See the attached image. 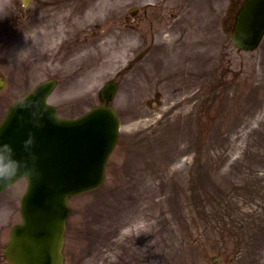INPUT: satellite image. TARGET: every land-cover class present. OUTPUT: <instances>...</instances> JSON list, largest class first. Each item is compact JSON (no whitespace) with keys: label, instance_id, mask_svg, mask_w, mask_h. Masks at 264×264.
Wrapping results in <instances>:
<instances>
[{"label":"rangeland","instance_id":"374dc122","mask_svg":"<svg viewBox=\"0 0 264 264\" xmlns=\"http://www.w3.org/2000/svg\"><path fill=\"white\" fill-rule=\"evenodd\" d=\"M239 3L0 0V119L49 78L61 117L118 83L119 139L102 186L68 202L64 264H264V39L230 44ZM24 189L0 195V264Z\"/></svg>","mask_w":264,"mask_h":264},{"label":"water","instance_id":"95a60500","mask_svg":"<svg viewBox=\"0 0 264 264\" xmlns=\"http://www.w3.org/2000/svg\"><path fill=\"white\" fill-rule=\"evenodd\" d=\"M263 34L264 0H245L235 17L231 43L238 50L251 51ZM54 84L53 80L40 83L11 106L0 124V144L10 146L24 162L18 173L0 178V193L20 177L27 181L20 202L22 222L12 228L3 249L9 264H63L66 200L100 185L117 139L118 120L110 107H95L72 120L58 118L46 104ZM3 87L0 78V90ZM115 88L108 83L100 90L103 102L112 98ZM25 99H38L39 109L22 103Z\"/></svg>","mask_w":264,"mask_h":264},{"label":"clouds","instance_id":"9594fccd","mask_svg":"<svg viewBox=\"0 0 264 264\" xmlns=\"http://www.w3.org/2000/svg\"><path fill=\"white\" fill-rule=\"evenodd\" d=\"M22 103L26 105H31L36 110L39 109V105H40V101L38 99L36 100L25 99L24 101H22ZM25 143L30 144L31 140L26 141ZM23 165L24 162L20 161L16 157L14 150H11L10 146H5L3 144H0V178L18 173L23 167Z\"/></svg>","mask_w":264,"mask_h":264},{"label":"bare ground","instance_id":"6f19581e","mask_svg":"<svg viewBox=\"0 0 264 264\" xmlns=\"http://www.w3.org/2000/svg\"><path fill=\"white\" fill-rule=\"evenodd\" d=\"M57 34L59 35L58 29L56 30V36H57V38H59V36Z\"/></svg>","mask_w":264,"mask_h":264}]
</instances>
